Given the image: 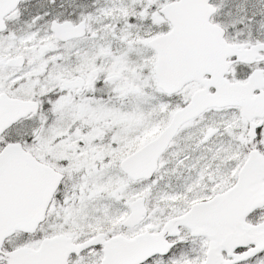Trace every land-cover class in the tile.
I'll use <instances>...</instances> for the list:
<instances>
[{
	"label": "snow or ice",
	"instance_id": "1",
	"mask_svg": "<svg viewBox=\"0 0 264 264\" xmlns=\"http://www.w3.org/2000/svg\"><path fill=\"white\" fill-rule=\"evenodd\" d=\"M0 264H264V0H0Z\"/></svg>",
	"mask_w": 264,
	"mask_h": 264
}]
</instances>
